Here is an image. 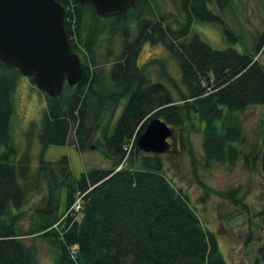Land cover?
<instances>
[{
    "label": "trees",
    "instance_id": "16d2710c",
    "mask_svg": "<svg viewBox=\"0 0 264 264\" xmlns=\"http://www.w3.org/2000/svg\"><path fill=\"white\" fill-rule=\"evenodd\" d=\"M57 1L65 8L64 27L71 51L80 57L82 75L74 85L65 84L58 96L44 92L41 151L34 170L29 146L19 161L12 162L17 152L10 133L12 94L21 72L0 60V264H35V249L25 239L37 234L58 249L59 264H227L216 234L204 228L188 195L168 180L164 160L168 151L144 152L136 139L147 122L158 117L175 129V151L187 152L193 164L189 132L195 130L201 134L205 166L214 161L233 165L242 157L257 164L264 177V134L260 146L244 154L239 115L249 106H264V63L259 59L264 31L244 52L213 48L191 33L195 22L223 24V16L212 5L221 9L227 0H174L177 14L171 16L177 22L164 14L151 17L149 0H133L124 12L106 17H98L90 3ZM107 20L122 32L119 55L112 61L109 81L103 83L90 54ZM223 33L236 39L226 26ZM145 43L164 47L179 69L180 84L167 70L159 79L149 76V64L163 65V59L138 65ZM29 81L36 86L33 77ZM122 100L103 145L105 155L115 158L112 167L90 169L75 178L65 155L56 161L43 158L50 144L71 142L85 153L104 111L115 115ZM31 191L41 194L43 205L31 212L30 225L24 229L20 221ZM76 192L81 214L65 215ZM220 194L235 205L243 202L235 189ZM259 215L264 224V206ZM257 260L264 264V237Z\"/></svg>",
    "mask_w": 264,
    "mask_h": 264
},
{
    "label": "rangeland",
    "instance_id": "374dc122",
    "mask_svg": "<svg viewBox=\"0 0 264 264\" xmlns=\"http://www.w3.org/2000/svg\"><path fill=\"white\" fill-rule=\"evenodd\" d=\"M149 1L152 9L149 12L151 17L164 14L167 20L175 21V17L171 16L173 12L177 14L174 0ZM225 2L221 9L219 6L217 8L214 3L212 5L214 7L212 9L224 17H222L223 24L207 21L195 22L192 23L191 33L197 34L213 48L231 47L239 52H244L245 48H251L253 43L257 41L259 34L264 31V0H227ZM106 26L104 33L93 45L92 56L90 54V58L95 63V68L101 71L103 83L109 81L112 61L119 55L122 32L118 26L113 27L111 21L107 20ZM134 26V23L130 26L133 32L136 30ZM224 26L232 30L236 39H227V35L223 33ZM110 51L111 54H109ZM137 58L138 65L142 67L153 58L163 59V65L160 62L159 64H149L147 67L149 76L152 79H159L164 72L168 71L173 79L180 84L179 69L161 44L145 43ZM83 59L87 61L86 58ZM259 59L264 63V52L260 54ZM163 81L174 90L171 83L164 79ZM12 95L14 110L10 120V133L17 150L12 162L19 161L26 154L29 146L30 168L34 170L39 165L41 146L38 135L46 96L37 86L31 84L29 77L23 74L17 78ZM124 101H121L115 115L112 116L109 109L104 111L102 119L99 121L100 126L89 142L91 147L85 153H82L71 142L60 145L50 144L45 148L43 158L47 161H56L65 155L68 158L71 175L75 178L80 177L83 172L86 173L90 169L112 167L115 158L105 155L103 145L106 136L113 131L115 120L122 110ZM263 113L264 106L257 104L249 106L239 114L246 139L245 144L241 147L244 154L250 155L262 143L264 134ZM28 133H30L29 137L26 135ZM189 133L191 148H193L196 157L195 162L193 164L187 152L181 154L176 152L174 143H172L169 148L171 150L167 152L164 158L165 174L168 180L188 195L190 204L204 228L216 234L220 250L227 264H260L257 257L258 247L264 237V224L259 212L264 206V177L259 166L257 164L250 165L242 157L233 165L219 164L214 161L205 166L204 158H202L201 134L195 130ZM72 135L70 133V137ZM0 149H2L1 145ZM193 168H196V173ZM115 169L117 170L118 167ZM42 182L44 184V180ZM231 189L237 191V196L243 201L242 203L235 205L230 199L222 197L220 194ZM34 193L35 191L29 193V201L23 207L25 217L20 223L24 229H28L30 225L31 212L43 205L41 194ZM57 194L60 195V191ZM78 196L79 194L76 192L69 205ZM62 199H64L63 195H61V201ZM69 205H67V209L70 207ZM67 209L64 210V201H62L60 211H67ZM239 210L241 211L239 212ZM52 227L54 226L47 227V229L50 230ZM25 240L35 249V264H59L58 249L53 246L48 238L37 234L29 236ZM76 246L75 244L71 247L76 249Z\"/></svg>",
    "mask_w": 264,
    "mask_h": 264
},
{
    "label": "water",
    "instance_id": "95a60500",
    "mask_svg": "<svg viewBox=\"0 0 264 264\" xmlns=\"http://www.w3.org/2000/svg\"><path fill=\"white\" fill-rule=\"evenodd\" d=\"M90 3L98 17L124 12L133 0H78ZM65 8L57 0H0V60L33 77L49 96H58L65 84L82 75L79 55L71 51L64 27ZM176 145L175 129L158 117L151 118L138 135L144 152L170 151Z\"/></svg>",
    "mask_w": 264,
    "mask_h": 264
},
{
    "label": "built area",
    "instance_id": "2783aa9c",
    "mask_svg": "<svg viewBox=\"0 0 264 264\" xmlns=\"http://www.w3.org/2000/svg\"><path fill=\"white\" fill-rule=\"evenodd\" d=\"M130 146H131V143L129 144V147L127 148V151L130 149ZM124 149L126 150V147ZM69 206L70 207L65 212V215H70V214H73V213L76 214V215L77 214L79 215V212H80L81 207H82L81 206V196L79 195L78 198L75 199L74 202L71 205H69ZM71 248H72V250H74L73 247H71Z\"/></svg>",
    "mask_w": 264,
    "mask_h": 264
},
{
    "label": "flooded vegetation",
    "instance_id": "af4514ba",
    "mask_svg": "<svg viewBox=\"0 0 264 264\" xmlns=\"http://www.w3.org/2000/svg\"><path fill=\"white\" fill-rule=\"evenodd\" d=\"M169 141H171L170 139H168Z\"/></svg>",
    "mask_w": 264,
    "mask_h": 264
}]
</instances>
